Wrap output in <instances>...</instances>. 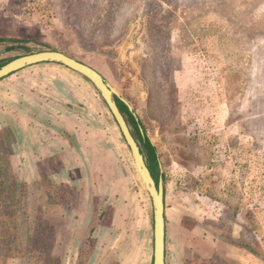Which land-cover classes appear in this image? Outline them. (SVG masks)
<instances>
[{"label": "rangeland", "instance_id": "374dc122", "mask_svg": "<svg viewBox=\"0 0 264 264\" xmlns=\"http://www.w3.org/2000/svg\"><path fill=\"white\" fill-rule=\"evenodd\" d=\"M0 38L14 39L0 42L1 61L58 50L96 69L127 101L155 148L167 219L194 229L191 243L184 238L185 261L264 264V0H0ZM82 79L78 109L97 113V148L105 149V173L120 194L107 199L109 222L99 227L93 215L68 228L56 197L39 205L42 198H31L23 235L19 179L4 164L0 264L142 258L141 215L149 218L151 200L106 104ZM24 196L27 208L26 188ZM36 243L42 252L31 257Z\"/></svg>", "mask_w": 264, "mask_h": 264}, {"label": "crops", "instance_id": "0c3cea01", "mask_svg": "<svg viewBox=\"0 0 264 264\" xmlns=\"http://www.w3.org/2000/svg\"><path fill=\"white\" fill-rule=\"evenodd\" d=\"M31 66L34 67L28 71H15L0 79V153L6 151L7 156L6 161H1L0 154V165L11 166L25 184L27 210L33 208L31 198H42L36 200L35 205H39L46 197H56L57 213L67 215L68 228L74 227L73 223L78 219L86 225L93 215H96V224L105 228L113 212L107 199H118L120 194L113 190L116 180L106 174V151L97 148L99 128L92 125V118L95 121L97 113L78 109L83 102V79L57 63ZM86 89L91 95L90 89ZM76 100L79 104H75ZM69 195L73 200L66 209L60 200ZM95 199L100 200L98 204ZM150 206L149 218L147 214L141 215L142 258L127 264H152L153 215ZM166 209L165 206V264H190L185 261L187 246L184 238H189L191 243L194 229L183 226L181 218L168 220ZM123 227L127 228L128 222ZM129 249L130 244L128 252Z\"/></svg>", "mask_w": 264, "mask_h": 264}, {"label": "water", "instance_id": "95a60500", "mask_svg": "<svg viewBox=\"0 0 264 264\" xmlns=\"http://www.w3.org/2000/svg\"><path fill=\"white\" fill-rule=\"evenodd\" d=\"M44 62H51L64 65L68 69L78 73L79 75L87 79L106 104L109 112L111 113L113 119L115 120L120 130V133L126 145L130 150L139 178L151 200L153 215L152 264H165V206L163 179L161 175H159L158 180H154L152 173L146 164L143 151L134 136L132 135L129 125L125 119V116L120 111L117 105L115 97L119 98L132 112L130 105L125 99L118 96L115 89L111 87V85L96 69L58 50H42L18 56L0 67V79L23 67ZM139 129L142 132V128L139 127Z\"/></svg>", "mask_w": 264, "mask_h": 264}, {"label": "trees", "instance_id": "16d2710c", "mask_svg": "<svg viewBox=\"0 0 264 264\" xmlns=\"http://www.w3.org/2000/svg\"><path fill=\"white\" fill-rule=\"evenodd\" d=\"M6 40H9V41H14V39H3V38H0V42H4ZM13 48H16L15 45L11 46V47H8L7 49H13ZM5 63H7V61H1L0 60V67L2 65H4ZM115 100L117 102V105L120 109V111L123 113V115L125 116V119L129 125V127H131V133L134 137H136L137 139L141 140L140 141V144L141 146L143 147V149L145 151H143V154L145 156V161H146V164L147 166L149 167L151 173H152V176L154 178L155 181H157V174L156 173V170H157V164H158V160H157V154H156V151H155V148L154 146L150 143V141L144 136L142 135V133L140 132L139 130V123L136 119V117L132 114V112L128 109V107L117 97H115ZM2 165H0V184L2 182V178H1V175H2ZM14 183V182H13ZM18 185V197H17V210H19L18 212V221H19V226L20 228H22L24 230V233L23 235H29V231H27V225H28V220H27V215H26V202H25V196H24V189H25V184L22 182V181H18V183L16 184ZM39 225H37V229H39ZM233 242V241H231ZM239 246H243V247H246L247 249H249V251H252L254 254H256V251L255 250H252L250 247H248L247 245H243L241 243L238 244ZM24 246V245H23ZM42 251H41V246L39 243H36V244H33L32 245V255L31 257H35V255L37 254H40ZM49 252V251H48ZM51 264V263H50Z\"/></svg>", "mask_w": 264, "mask_h": 264}, {"label": "flooded vegetation", "instance_id": "af4514ba", "mask_svg": "<svg viewBox=\"0 0 264 264\" xmlns=\"http://www.w3.org/2000/svg\"><path fill=\"white\" fill-rule=\"evenodd\" d=\"M66 200H67V199H61L60 201L64 202L63 204H65V206H67L66 209H68L70 206H69V204H68V201H66ZM25 210H26V212H27V214H28L27 208H25ZM27 217H28V216H27Z\"/></svg>", "mask_w": 264, "mask_h": 264}]
</instances>
